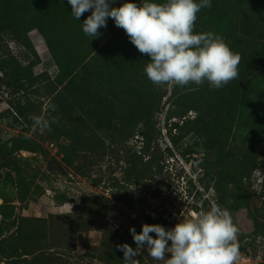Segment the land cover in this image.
I'll list each match as a JSON object with an SVG mask.
<instances>
[{"label": "rangeland", "instance_id": "obj_1", "mask_svg": "<svg viewBox=\"0 0 264 264\" xmlns=\"http://www.w3.org/2000/svg\"><path fill=\"white\" fill-rule=\"evenodd\" d=\"M0 4L12 6L0 16V264H126L116 246L135 247L130 227L170 229L214 205L239 229L236 264H264V0L197 14L195 33L242 57L216 90L153 85L125 31L108 18L90 39V11L76 20L68 0ZM49 103L58 123L40 134L32 117Z\"/></svg>", "mask_w": 264, "mask_h": 264}, {"label": "clouds", "instance_id": "obj_2", "mask_svg": "<svg viewBox=\"0 0 264 264\" xmlns=\"http://www.w3.org/2000/svg\"><path fill=\"white\" fill-rule=\"evenodd\" d=\"M68 3L76 20L90 11L82 23V31L90 39L107 27L108 18L122 28L138 51L150 57L144 72L157 87H199L207 82L211 90H216L239 78L241 55L217 33L194 32L197 14L210 8L211 0H124L118 7L110 6V0ZM56 107L49 103L43 114L32 117L33 127L40 134L58 123L50 115ZM129 231L135 247L127 243L116 246L126 264H138L137 257L145 250L162 264H236L240 255L239 229L230 213L219 205L180 220L170 229L143 223L140 232L134 227Z\"/></svg>", "mask_w": 264, "mask_h": 264}, {"label": "trees", "instance_id": "obj_3", "mask_svg": "<svg viewBox=\"0 0 264 264\" xmlns=\"http://www.w3.org/2000/svg\"><path fill=\"white\" fill-rule=\"evenodd\" d=\"M11 14H12V6H10V7L9 6H3V5L0 4V16L11 15ZM38 29L40 30L41 27L38 28ZM173 125L174 126H172V127H174V129H176V126H175L176 124H173ZM147 137H148V135L146 133L142 135L140 146H139L140 148H142V149L145 148V147L149 148V144L150 143L148 142V138ZM124 158H125L126 162H129V160H130V156L129 155L125 156ZM125 180H126V178H125ZM19 219H23V218H19ZM146 222L149 223V218H147ZM140 229H141V226H140ZM150 235L155 237V235L153 233H150ZM18 242L20 243L19 239H18ZM87 255H88L87 253H83L81 255H78V257L84 258ZM13 256L16 259V263L21 264V263H24V262H28V260H27L25 255H13Z\"/></svg>", "mask_w": 264, "mask_h": 264}]
</instances>
